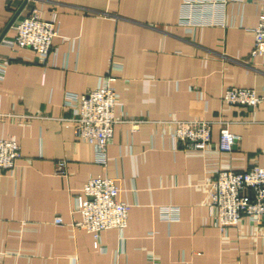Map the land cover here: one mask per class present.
<instances>
[{
    "label": "crops",
    "instance_id": "crops-1",
    "mask_svg": "<svg viewBox=\"0 0 264 264\" xmlns=\"http://www.w3.org/2000/svg\"><path fill=\"white\" fill-rule=\"evenodd\" d=\"M225 1L207 6L217 23L184 26L183 0H0V36L24 4L0 41V138L22 154L0 170V264H264V218L221 231L206 184L220 170L264 166V102L221 97L229 86L264 90V55L252 54L263 3ZM33 8L58 15L45 60L11 41ZM107 76L120 97L103 166L78 138L67 99ZM177 119L214 121L209 148L177 141ZM219 120L239 136L231 152L219 150ZM96 175L115 178L131 205L126 227L98 238L71 224L76 195ZM164 206L178 218H164Z\"/></svg>",
    "mask_w": 264,
    "mask_h": 264
},
{
    "label": "built area",
    "instance_id": "built-area-1",
    "mask_svg": "<svg viewBox=\"0 0 264 264\" xmlns=\"http://www.w3.org/2000/svg\"><path fill=\"white\" fill-rule=\"evenodd\" d=\"M259 21L255 27L252 54L264 55V0ZM225 0H183L179 23L196 26L217 23L218 13L207 6L224 4ZM210 4V5H209ZM220 7V6H219ZM56 12L49 19L41 16L38 8L14 24L16 34L11 41L19 47L32 48L41 60L53 48V39L59 36ZM6 64L0 62V77L4 76ZM115 76H107L99 85L82 94L70 92L67 104L75 109L71 118L79 139L95 146V160L103 166L108 164V144L117 121L115 107L120 93L113 82ZM222 101L230 104L257 106L264 102V90L258 93L253 88L229 86L222 93ZM221 124L219 150L231 152L239 136L230 131L228 122ZM174 138L182 144L207 150L212 141L214 121L207 119L174 120ZM21 146L13 138H0V170H12L21 157ZM66 160H57V168L65 172ZM208 194L215 207V219L221 231L237 225L243 216L259 224L264 218V166H252L246 170L224 169L207 179ZM120 187L115 178L96 175L83 185L76 195L72 225L93 232L96 238L108 228L124 229L128 223L131 205L120 199ZM175 207H162V216L168 220L178 218ZM56 223H63L62 216H55Z\"/></svg>",
    "mask_w": 264,
    "mask_h": 264
},
{
    "label": "water",
    "instance_id": "water-1",
    "mask_svg": "<svg viewBox=\"0 0 264 264\" xmlns=\"http://www.w3.org/2000/svg\"><path fill=\"white\" fill-rule=\"evenodd\" d=\"M26 2H27V0H25L24 3H26ZM23 5H24V4H23ZM23 5H22V7H23ZM22 7L19 8V10L16 12V14L14 15V17L12 18V20H11L10 23L8 24L7 28H6V29L4 30V32L1 34V36H0V41H1V39L3 38V36L5 35L6 31H7V30L9 29V27L12 25L13 21L15 20L16 16L18 15V13H19L20 10L22 9Z\"/></svg>",
    "mask_w": 264,
    "mask_h": 264
}]
</instances>
